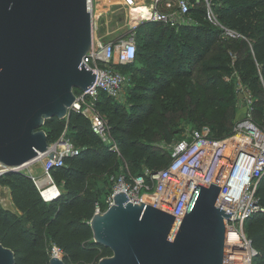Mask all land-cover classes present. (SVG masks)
Segmentation results:
<instances>
[{"label": "trees", "instance_id": "obj_1", "mask_svg": "<svg viewBox=\"0 0 264 264\" xmlns=\"http://www.w3.org/2000/svg\"><path fill=\"white\" fill-rule=\"evenodd\" d=\"M263 6L264 0H220L215 7L219 21L241 35L232 40L220 38L221 31L204 20L201 6L194 9L197 18L194 26L173 28L143 21L113 40L134 34V60L140 57L143 65L135 68L133 74L149 82L152 88L160 86L158 72L178 74L176 69L192 67L206 54L217 50L220 44L227 45L236 53L233 67L238 79L253 93L252 110L258 114L257 121H253L260 122L264 107V15L259 19L254 16ZM133 66L134 61L116 68L124 72ZM212 68L214 72L232 73V69L224 64ZM232 92L230 83L220 90L216 100L217 115L210 120L213 135L209 132V136L212 138L221 139L232 132L235 103ZM128 94L127 111L116 103L113 105L112 97L103 92L98 94L95 107L106 122L109 139L119 148L121 158L130 170L124 172L134 176L142 174L144 169L157 171L170 159L171 152L160 143H171L173 121L168 118L161 123H147L142 114L146 111L148 92L141 90L140 85H133ZM42 129L48 143L55 141L65 130L66 137L77 150L76 154L63 158L62 167L50 171L55 180L64 178L67 186L81 182L113 155L109 146L91 132L88 120L79 112L71 111L64 119H47ZM0 183L8 189L15 209L22 213L17 217L0 206V244L13 251L15 264H48L49 254L43 246V237L61 250L64 264H96L99 259L111 255L108 248L93 242L88 221L95 204L90 198L82 197L76 188L65 187L64 192L45 202L30 177L23 173L3 174ZM254 194L257 205L263 210L246 218L244 230L256 251L252 264H264V173L256 183Z\"/></svg>", "mask_w": 264, "mask_h": 264}, {"label": "water", "instance_id": "obj_2", "mask_svg": "<svg viewBox=\"0 0 264 264\" xmlns=\"http://www.w3.org/2000/svg\"><path fill=\"white\" fill-rule=\"evenodd\" d=\"M92 34L86 0H0L3 174L19 172L46 152L45 120L67 118L74 90L93 83L94 74L80 63L91 51ZM219 191L215 183L196 184L175 225L173 215L115 193L113 204L88 221L93 242L111 251L96 264H222L223 219L232 212L215 206ZM5 197L1 191L10 210ZM0 264H15L13 251L1 244ZM48 264L64 262L49 257Z\"/></svg>", "mask_w": 264, "mask_h": 264}, {"label": "built area", "instance_id": "obj_3", "mask_svg": "<svg viewBox=\"0 0 264 264\" xmlns=\"http://www.w3.org/2000/svg\"><path fill=\"white\" fill-rule=\"evenodd\" d=\"M98 3L99 0H86L93 34L91 51L80 62L94 74V81L85 91L74 93L75 99L70 109L83 115L89 122L91 132L103 143L109 144L106 122L95 103L100 92L110 97H117L121 93L126 75L116 66L134 61L136 41L133 33L117 41L97 36L94 31L102 26L97 21L102 14L98 13ZM117 4L124 10L128 29H134L138 22L143 21L173 28L194 26L197 24L194 9L201 6L204 20L221 31V39L241 37L238 32L219 21L215 7L220 4V0H118ZM137 5L148 8V15L133 18L130 11ZM242 107L246 115L234 124L228 136L212 138L207 127L191 130L187 139L173 146L170 159L163 168L153 172L145 169L142 174L134 176L121 172L111 178V193L104 201V206L94 205L93 214L106 211L113 204V195L121 191L127 197V202H142L173 215L175 225L183 217L196 184L208 186L215 183L220 187L215 206L224 213L232 212L230 217L223 219L225 233L222 264H252L256 251L245 234L244 221L252 213L263 210L257 205L254 192L258 179L264 173V107L260 122L250 118L252 98L249 94L243 95ZM76 153L75 146L63 130L55 141L48 143L46 152L33 161H41L42 176H29L43 201L48 202L59 195L50 171L62 167L65 156ZM5 170L0 164V176ZM41 179L47 182L39 185ZM49 187H55L56 194L46 200L40 188L43 191ZM62 256L61 250L53 245L49 257L62 259Z\"/></svg>", "mask_w": 264, "mask_h": 264}, {"label": "rangeland", "instance_id": "obj_4", "mask_svg": "<svg viewBox=\"0 0 264 264\" xmlns=\"http://www.w3.org/2000/svg\"><path fill=\"white\" fill-rule=\"evenodd\" d=\"M138 2L142 0H137ZM99 0L97 5L98 13H102L97 20L100 25L94 32L97 36H106L105 39L117 38L126 34V23L124 20V10L122 6L116 4L115 0ZM108 3L106 6L105 4ZM145 3H148L146 1ZM100 7V8H99ZM108 9V10H107ZM255 18H260L264 15V6L261 7L256 13ZM251 16L252 19H254ZM255 21V19L253 20ZM106 23L110 25H117L118 28L108 30ZM140 23V22H138ZM108 26V27H109ZM249 34V33H247ZM150 49H153L151 46ZM236 59V53L233 49L228 48L227 45L220 44L217 50L211 51L206 54L205 58L198 61L192 67H183L181 70L176 69L178 74L161 73L158 72L156 75L160 80V86L158 88H152L150 83L137 78L134 70L140 67L142 64L140 57L134 60L133 68L122 72L126 75V83L121 89V93L117 97L111 98V103H115L124 108L125 111L129 106V90L133 85H140L141 90L148 92V99L146 101V111L142 114L147 123H161L165 122L166 119L171 118L173 139L170 144L161 142V146L167 151L171 152L173 146L181 140L187 139L191 130L201 129L207 127L209 132L211 131L212 123L210 120L217 115L216 112V100L220 95V90L227 84L232 85V93L235 97L234 103V115L231 119L232 127L234 124L242 120L246 113L242 107L243 95L249 94L253 98V93L247 84H243L237 77V72L234 70V62ZM217 64H224L232 69L231 74H224L220 71H213L212 67ZM130 72H132L130 74ZM175 72V73H176ZM242 89L243 91H240ZM80 90L75 89L74 93H78ZM241 95V98L238 95ZM106 117V114H104ZM258 114L255 111H251V120L257 121ZM109 148L112 150L113 155L110 157L107 163H104L100 168L93 170L85 178L78 183H70L68 186L65 185L64 178L59 177L57 180L53 178L54 184L58 192H64L65 187H74L77 189L82 197L90 198L94 204L104 206V201L108 198L111 193L112 186L110 188V179L114 178L121 172H129V168L124 164L119 148L109 140ZM145 170V169H144ZM143 170V171H144ZM26 176L37 175L42 176V169L40 163H36L31 168L28 166L23 167L19 171ZM30 177V176H29ZM113 184V182H112ZM7 191V197L5 200L11 205L10 211L13 212L17 217H21L22 213L15 209L12 202V198L8 189L3 187L0 183V192ZM56 192L55 188L50 197ZM43 194V192H42ZM49 198V197H48ZM6 203L3 199H0V206L6 209ZM24 217H22L23 219ZM25 221V219H24ZM26 223V222H25ZM54 244L50 243L43 237V246L45 251L49 254Z\"/></svg>", "mask_w": 264, "mask_h": 264}, {"label": "bare ground", "instance_id": "obj_5", "mask_svg": "<svg viewBox=\"0 0 264 264\" xmlns=\"http://www.w3.org/2000/svg\"><path fill=\"white\" fill-rule=\"evenodd\" d=\"M116 1V4L118 3V0H115ZM106 2L110 3L109 0H106ZM106 3L105 6L108 4ZM109 5V4H108ZM107 7V6H106ZM100 8V7H99ZM148 8L144 7V6H141V5H137L136 7L133 8V10L130 11V15L133 17V18H142V17H145L148 15ZM36 163H41V161H37V162H32V163H29L27 164L26 166H28V168H31L32 166H34ZM47 181L44 180V179H41L40 182H39V185H44ZM54 188L55 187H49L45 190L42 191V189L40 188L41 190V193L43 192L42 196L46 199V200H49L50 198H53L54 194H56V192L50 197V195L53 193L54 191ZM56 190V188H55ZM49 197V198H48Z\"/></svg>", "mask_w": 264, "mask_h": 264}, {"label": "crops", "instance_id": "obj_6", "mask_svg": "<svg viewBox=\"0 0 264 264\" xmlns=\"http://www.w3.org/2000/svg\"><path fill=\"white\" fill-rule=\"evenodd\" d=\"M106 28H109L108 30H111V29H113V28H118V26L117 25H108L107 23H106ZM109 26V27H108ZM106 38V36L104 35V40H113L114 38H109V39H105ZM37 176V175H36ZM37 177H39V176H37Z\"/></svg>", "mask_w": 264, "mask_h": 264}]
</instances>
